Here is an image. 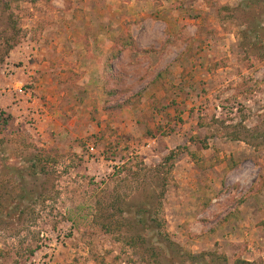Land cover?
<instances>
[{
	"label": "rangeland",
	"instance_id": "374dc122",
	"mask_svg": "<svg viewBox=\"0 0 264 264\" xmlns=\"http://www.w3.org/2000/svg\"><path fill=\"white\" fill-rule=\"evenodd\" d=\"M241 1L0 0V264H147L141 208L185 251L264 264V57L220 10ZM128 29L148 51L110 60ZM111 88L132 106L106 111Z\"/></svg>",
	"mask_w": 264,
	"mask_h": 264
},
{
	"label": "trees",
	"instance_id": "16d2710c",
	"mask_svg": "<svg viewBox=\"0 0 264 264\" xmlns=\"http://www.w3.org/2000/svg\"><path fill=\"white\" fill-rule=\"evenodd\" d=\"M34 2L35 0H30ZM6 9L9 10L10 6L6 5ZM220 10L227 11L230 15V18L239 21V18H242L239 24L241 29L238 31V38L240 42V46L245 53L246 57L255 56L258 58L264 57V0H243L235 7H221ZM219 10V11H220ZM9 17L11 20L12 27L18 31V17H16L12 12L9 13ZM129 27V26H128ZM16 35V34H14ZM6 51H10L13 49L16 43H14V38L6 39ZM126 50H131L133 52H144L148 51V49H140L136 40L133 37L130 29L127 30L124 34L120 35L112 45L110 60L117 58L122 52ZM2 60V59H1ZM111 66V65H110ZM107 66L106 71L110 73V70ZM106 72V73H107ZM168 69L165 67L163 70L157 73V75L153 78L151 82L155 84H159L162 86H166L171 84L170 81L167 80V75H169ZM107 99L104 109L106 111H117L124 110L127 107L132 106L133 97L127 96L125 99H117V101H111V99L117 96L119 93V89L111 88L106 91ZM140 96V92L138 93ZM11 115L5 116L3 111H0V131L3 128L7 127L11 121ZM264 136V135H263ZM264 142V141H263ZM52 155L50 151H47L46 157L43 160L42 157L37 160V158L33 157L32 161L34 162L31 166V174L35 175L40 173L44 168V162L51 160ZM39 162L42 165V170L37 169V163ZM237 164L236 162L234 163ZM14 183H19L14 181ZM15 185V184H14ZM17 188L14 192H21L24 187L21 184H16ZM25 190V189H23ZM9 193V192H8ZM21 198H25L26 195L19 193ZM154 197V196H153ZM164 197V191H162L157 198L161 199ZM245 197L238 200V204H242L245 201ZM150 209L141 208L138 211V219H136V223L141 224L144 229L147 228L146 223V213H150L149 220H153L155 225L153 228H156V235L158 239L163 244V247H156L155 245H150V247H146V252H148L149 259L147 260V264H253L250 261H246L244 259H237L234 263H229V258L227 255L219 252H201V253H192L189 251H185L184 248L176 241L171 239L170 234L165 228L163 221H158L159 219H153V215L150 212ZM120 215L124 216L126 210L119 207ZM236 217V216H235ZM123 221H126L130 224V220L127 217H122ZM227 217L223 219L226 221ZM109 230L111 226L108 225ZM130 229V228H129ZM128 229V230H129ZM127 230V231H128ZM129 232V231H128ZM129 244L136 246L140 243L142 246L147 244V238L142 234V232H137L134 235L128 237ZM32 252V251H31ZM210 256V261H206L207 256ZM146 262V261H145ZM209 262V263H208Z\"/></svg>",
	"mask_w": 264,
	"mask_h": 264
},
{
	"label": "crops",
	"instance_id": "0c3cea01",
	"mask_svg": "<svg viewBox=\"0 0 264 264\" xmlns=\"http://www.w3.org/2000/svg\"><path fill=\"white\" fill-rule=\"evenodd\" d=\"M240 210H242V212L237 213L235 216L233 217L232 220L234 223V225H239L241 227H243L244 225H250L253 222V219L251 217V214L247 215L244 213L243 209L240 208Z\"/></svg>",
	"mask_w": 264,
	"mask_h": 264
}]
</instances>
